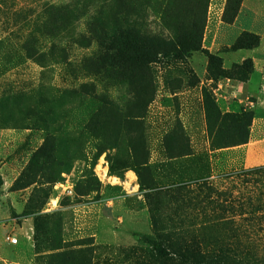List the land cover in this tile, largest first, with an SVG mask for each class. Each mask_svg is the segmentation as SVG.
Returning a JSON list of instances; mask_svg holds the SVG:
<instances>
[{
	"label": "rangeland",
	"instance_id": "374dc122",
	"mask_svg": "<svg viewBox=\"0 0 264 264\" xmlns=\"http://www.w3.org/2000/svg\"><path fill=\"white\" fill-rule=\"evenodd\" d=\"M182 1L176 0V5ZM209 2L200 42L193 30L192 43L197 41L198 45L193 51L175 46L182 33L192 35V31L177 29L176 16L171 14L178 15L182 7L174 2L167 11L162 7L165 0H5L0 6V264H74L72 257L77 260L83 249L90 250L92 264H161L146 239L152 230L142 194L148 190L140 191L135 174L123 167L146 162L141 180L161 187L184 177L190 159L196 155L202 156L214 175L210 177L212 188L224 193L221 199L231 207L226 216L233 217V224H240L246 232L241 235L242 243L264 264V181L255 174L216 178V174L234 168L248 169L261 158L245 145L250 142L254 120L262 115L255 99L248 96L245 100L233 88L237 82L251 79L252 89H256L257 78L254 72L237 73L230 66L222 68L223 76L212 79L216 73L209 71L204 51L219 55L207 48L212 38L204 36ZM83 3L87 5L85 15L48 32V36L42 35L46 28L43 23L55 17L52 6ZM95 12L103 22L109 12L113 13L117 28L124 26V20L136 25L140 35L155 37L150 46L157 51L166 49L160 47V41L174 48H167L166 54H150L147 44L125 74L118 75L116 67L114 74H109L103 70L106 67L91 65L89 59L99 51L96 43L90 40L85 47L78 43L81 36L90 38L87 24ZM228 18L229 13L222 14L224 24L234 21L228 23ZM249 20L246 11L237 25L245 29ZM33 26L39 43L35 62L25 60L19 47ZM221 33L224 39L218 41L217 49L230 51L240 34L232 40L230 32ZM260 52H264V38L256 50ZM224 78L229 80L227 84ZM83 84L92 85V93L99 98H87L86 92L81 101L75 95L61 97L57 92ZM138 87L153 95L142 117L134 119L131 111ZM44 93L54 113L49 119L43 116L45 124L54 129L53 158L47 161L51 169L47 173L46 167L43 175L27 185L25 179L18 178L41 146L44 133L40 125L30 126L25 110L37 106ZM205 95L213 103L209 119ZM102 101L109 102L116 112H97ZM40 108L44 110L43 105ZM218 115L231 116L234 122H221ZM114 125L115 147L95 160V142L88 133H101ZM127 141L136 146V158ZM241 142L245 143L217 148ZM184 153L190 155L179 157ZM106 157L116 166V175H109ZM66 159L75 160L69 169L65 168ZM35 171L39 173V169ZM91 175L100 188L86 193V178ZM160 198L161 210L171 204L168 196ZM172 208L164 211L173 217ZM13 233L18 237L15 245L6 239ZM58 245L61 248L52 249Z\"/></svg>",
	"mask_w": 264,
	"mask_h": 264
},
{
	"label": "trees",
	"instance_id": "16d2710c",
	"mask_svg": "<svg viewBox=\"0 0 264 264\" xmlns=\"http://www.w3.org/2000/svg\"><path fill=\"white\" fill-rule=\"evenodd\" d=\"M176 0H165L162 4L163 9L176 5ZM5 0H0V6ZM183 3L177 4L182 7L179 14L175 12L171 16H176L175 24L177 29H183L185 31H192V35L189 32L182 33L180 38L176 39L177 49L193 51L197 49L198 45L192 43L195 38V30L198 33V41L204 28L205 13L208 4V0H183ZM241 0H226L223 17L229 13V18L225 20L231 23L238 13ZM52 9L56 12L53 21L48 19L43 24L45 30L42 35L48 36V32L57 30L72 21H76L80 17L86 14V4H74V5H60L52 6ZM176 12L178 10H175ZM96 13V12H95ZM166 13V12H165ZM175 18V17H173ZM173 21V20H172ZM122 28H117L115 25V17L113 13L109 12L105 21H101L99 13L92 16L90 22L87 24L88 33L90 38L81 36L78 43H84L85 46H89L90 40H93L97 49L99 50L96 55L92 56L89 60L92 61L91 65H101L106 67L105 71L109 74L115 72L125 74L129 65H133L138 56L137 53L142 52L143 46L148 44V53H161L167 52V48H174L171 43L159 42L160 47L166 48L157 51L154 46H150L153 36L148 34L140 35L139 29L133 25L128 24L127 20L123 22ZM37 28L33 26L27 32L26 36L22 38L20 42V51L25 60L37 61L39 45L37 37L35 35ZM102 36V37H100ZM150 38V39H149ZM1 42V41H0ZM259 36L244 31L233 42L230 51H237L241 49H254L259 46ZM80 43V44H81ZM183 51V52H184ZM176 52V51H173ZM182 52V51H179ZM207 55L209 71H213L216 75L212 76V79L216 80L217 77L222 75V59L219 56L210 54L204 51ZM42 56V55H41ZM235 68L237 73L247 74L253 72V63L251 59H245L240 64L234 63L231 65ZM230 67V68H231ZM229 68V69H230ZM236 75V74H235ZM225 76V75H224ZM240 76V75H239ZM238 78H241L238 77ZM93 86L80 85L75 89L70 90H57L59 96L63 97L66 94L75 95L81 101L86 98L85 93L89 92V96L92 100H97L99 97L92 93ZM135 104L132 107L134 112L132 118L139 119L142 117V111L152 100V92L144 93L143 88L138 87L135 90ZM146 94V95H145ZM145 95V96H144ZM38 105L33 107H27L25 110V117L30 120V126L35 124L40 125L44 133V139L39 149L33 153L29 159L26 170L20 174L19 179H25V184L29 185L35 182L37 175H43L46 172H50L51 166L47 163L53 157L50 154L54 150L53 136L54 129L49 128V125L45 124L44 117L48 119L52 116L53 109L50 107V101L46 98V94L40 95L37 100ZM44 106V110L40 106ZM204 105L206 107L207 116L209 119V108L213 106L212 101L208 96H204ZM97 112H116L111 104L107 101H102L98 106ZM219 116V115H218ZM231 117V116H230ZM229 116H219L221 122L227 119V123L234 122ZM217 118V116H216ZM249 118V116H247ZM214 126V124H213ZM212 126V127H213ZM116 125L112 128H107L105 131L98 133L91 131L88 133L89 138L94 142V153L92 157L96 160L106 150L113 149L117 141ZM211 133L210 128H208ZM53 134V135H52ZM182 138V137H181ZM246 142V141H245ZM245 142L236 143L233 145L219 146L217 148H226L228 146H236ZM127 146L130 148V152L135 157V147L127 141ZM182 153V151H179ZM190 154H181L179 157L189 156ZM193 157V156H192ZM69 155L67 156V159ZM66 169H69L73 162L67 161ZM107 168L109 175H116L117 168L110 162V159L106 157ZM45 169L43 170V168ZM39 169V173L35 171ZM64 168V167H63ZM61 169L64 170V169ZM147 168L146 162H138L134 165L123 167L124 170H131L137 180L139 190H148L142 194L143 199L147 205L149 214V221L151 226V234L147 237V242L153 249L156 256L161 258V264H262V261L257 259L252 249H248L247 246L242 243L241 235L245 234L244 229L240 224H233V217H227L226 214L231 207L227 205V201L221 199L224 193H221L211 185V171L205 160H202L201 155L190 159L188 165V173L185 170V175L179 176L177 181L169 183L164 186L146 185L140 178L141 170ZM65 169V170H66ZM260 175L262 181H264V166L252 167L248 169H241L232 171L222 175H216V178L229 177L232 178L236 175L247 177L248 175ZM188 175V176H187ZM58 176H55L52 181L56 180ZM85 192L96 191L100 188L99 181L93 176H87L85 182ZM168 196L171 198L168 200L171 202L169 206L173 205L174 215L166 213L169 206H164L161 210L160 196ZM45 199L48 197L44 195ZM225 201V202H224ZM224 202V204H223ZM167 208V209H166ZM243 214H240V216ZM175 217V219H174ZM175 220V222L173 221ZM61 248L60 245L53 247V250ZM61 256V255H58ZM91 252L89 249H83L79 251L77 260L72 257L74 264H92Z\"/></svg>",
	"mask_w": 264,
	"mask_h": 264
},
{
	"label": "crops",
	"instance_id": "0c3cea01",
	"mask_svg": "<svg viewBox=\"0 0 264 264\" xmlns=\"http://www.w3.org/2000/svg\"><path fill=\"white\" fill-rule=\"evenodd\" d=\"M225 4L226 0H210L206 14L207 26L204 31V36L212 38L207 48L211 52L217 53L219 57L222 58V68L224 69H229L231 64L234 63L240 64L245 59L252 60L253 72L257 78L256 89H252L254 82H252L251 79L247 80L246 82H237L233 88H235V93L239 94L240 96H250L255 99L257 108H259V112L262 115L261 117L254 120L255 127L252 129L250 142L245 145L248 151L253 150L255 154L258 152L261 158H259V162L255 163L254 166L246 168L264 166V157H262L264 156V152H262V149H264V52L256 53L257 48H259L261 44V39L264 38V2L261 0H241L238 13L231 24H224L222 21V14ZM246 11L250 13V20L248 26L244 29L242 27L240 28L237 25V22L241 14ZM221 31L230 32L232 40L242 31L253 33L260 38L259 46L249 50L241 49L237 51H220L217 49L219 44L218 41L220 39H224ZM228 45L229 44H227V46ZM224 81L226 82L224 83L227 84L229 80L224 78ZM234 169V171L237 170L236 168ZM188 170L186 173H188ZM212 176L214 178V175L211 173V177ZM130 178H133L134 180L133 174H131Z\"/></svg>",
	"mask_w": 264,
	"mask_h": 264
},
{
	"label": "built area",
	"instance_id": "2783aa9c",
	"mask_svg": "<svg viewBox=\"0 0 264 264\" xmlns=\"http://www.w3.org/2000/svg\"><path fill=\"white\" fill-rule=\"evenodd\" d=\"M245 100H248V97H245ZM249 105L251 106L252 105V102L251 101H248ZM8 240V243L11 244V245H15L18 243V237L16 236V234H11V237L8 236L6 238Z\"/></svg>",
	"mask_w": 264,
	"mask_h": 264
},
{
	"label": "bare ground",
	"instance_id": "6f19581e",
	"mask_svg": "<svg viewBox=\"0 0 264 264\" xmlns=\"http://www.w3.org/2000/svg\"><path fill=\"white\" fill-rule=\"evenodd\" d=\"M131 180L133 181V178ZM51 203H52V205H54L55 204V200H52Z\"/></svg>",
	"mask_w": 264,
	"mask_h": 264
}]
</instances>
